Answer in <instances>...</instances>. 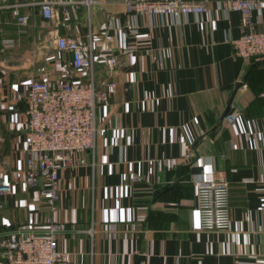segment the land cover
I'll return each instance as SVG.
<instances>
[{
  "label": "crops",
  "instance_id": "obj_1",
  "mask_svg": "<svg viewBox=\"0 0 264 264\" xmlns=\"http://www.w3.org/2000/svg\"><path fill=\"white\" fill-rule=\"evenodd\" d=\"M40 1L0 0V168L24 165L30 82L87 79L57 50V35L88 41L93 32L96 84L118 89L101 107L96 148L76 156L86 163L61 171L60 201L50 207L14 182L0 202V237L42 230L51 216L67 227L58 243L73 264H264V62L234 55L242 13L225 12L222 0L188 15L132 14L123 1L98 0L72 8L69 22L60 11L46 21ZM14 9L28 15L24 28ZM253 20L264 30V16ZM7 39L15 47L3 53ZM238 82L228 123L221 117ZM217 172L230 183L231 225L203 231L194 178Z\"/></svg>",
  "mask_w": 264,
  "mask_h": 264
},
{
  "label": "built area",
  "instance_id": "obj_2",
  "mask_svg": "<svg viewBox=\"0 0 264 264\" xmlns=\"http://www.w3.org/2000/svg\"><path fill=\"white\" fill-rule=\"evenodd\" d=\"M115 1V0H114ZM132 14L146 15H188L208 11L209 0H120ZM98 0H42L39 8L46 21L56 19L60 11L64 22L71 19V9H90ZM225 12L242 13V33L232 41L237 58L264 62V30H258L254 15L264 16V0H222ZM4 7L0 5V12ZM16 23L24 28L28 15H21L14 9ZM94 33L88 41L79 36L57 35L55 45L58 51L71 57L73 70L84 73L85 80L75 78H39L30 82L25 93L26 137L22 148L24 165L13 171L0 168V202L13 193L14 182L24 189H37L50 207L61 197L60 173L63 169L85 159L76 156L96 148L98 119L101 107L117 92L118 85L108 81L96 84V48ZM15 47L14 41L2 43L1 52ZM110 71L119 62L115 56L107 58ZM264 99V92L259 95ZM228 123L237 119L236 113H228ZM186 163L192 161L190 147ZM199 227L203 231H226L231 225L230 183L224 172H217L207 180L202 175L194 178ZM0 208L2 204L0 203ZM67 227L46 216L42 230L18 229L0 237L3 251L2 264H73L69 253L61 251L58 236ZM90 232H92L90 230ZM145 264V262H141Z\"/></svg>",
  "mask_w": 264,
  "mask_h": 264
},
{
  "label": "water",
  "instance_id": "obj_3",
  "mask_svg": "<svg viewBox=\"0 0 264 264\" xmlns=\"http://www.w3.org/2000/svg\"><path fill=\"white\" fill-rule=\"evenodd\" d=\"M240 87H241V83L238 82V83L236 84V86H235V89H234V92H233L232 98H231V100H230V102H229V104H228V106H227V108H226V110H225L223 116L221 117L222 119H224V118L226 117V115L229 113V111H230V109H231L232 101H233V99H234V96H235L236 92L238 91V89H239Z\"/></svg>",
  "mask_w": 264,
  "mask_h": 264
}]
</instances>
